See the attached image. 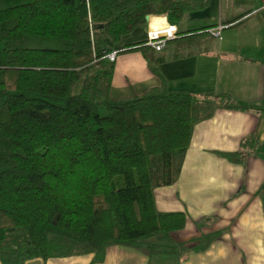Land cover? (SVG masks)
I'll use <instances>...</instances> for the list:
<instances>
[{"label": "trees", "instance_id": "obj_1", "mask_svg": "<svg viewBox=\"0 0 264 264\" xmlns=\"http://www.w3.org/2000/svg\"><path fill=\"white\" fill-rule=\"evenodd\" d=\"M207 4L0 0V264L85 254L100 263L113 245L168 253L149 241L180 231L185 217L157 212L153 190L177 180L196 124L220 109L262 111L264 98L170 92L144 40L121 51L139 52L159 85L113 99L114 62L104 56L146 17L176 27L175 60L190 56L212 41L215 26L188 17ZM240 154L220 157L237 163Z\"/></svg>", "mask_w": 264, "mask_h": 264}, {"label": "crops", "instance_id": "obj_2", "mask_svg": "<svg viewBox=\"0 0 264 264\" xmlns=\"http://www.w3.org/2000/svg\"><path fill=\"white\" fill-rule=\"evenodd\" d=\"M259 1L207 0L204 9L189 14L190 20L229 26L220 41L210 36L212 41L202 40L185 58L175 60L173 44H166L157 53L162 59L157 73L166 89L194 96L225 94L237 103L259 104L264 98V13L249 15ZM166 24L164 17H149L144 29L124 36L115 45L120 48L112 51L144 41L148 28ZM119 58L114 61L111 98L140 96L159 85L139 52H123ZM249 137L252 142L242 149ZM263 145L264 110L220 109L196 124L177 180L153 190L157 212L185 217L180 231L149 241L169 252L147 256L136 247L113 245L96 264H264ZM236 152L241 153L237 163L220 157ZM46 262L92 264V257Z\"/></svg>", "mask_w": 264, "mask_h": 264}, {"label": "built area", "instance_id": "obj_3", "mask_svg": "<svg viewBox=\"0 0 264 264\" xmlns=\"http://www.w3.org/2000/svg\"><path fill=\"white\" fill-rule=\"evenodd\" d=\"M264 13V0L259 1L254 9L249 13V15ZM229 25H217L213 27L209 34L210 36L217 40H221V32ZM176 27L171 24H166L162 27L148 28L145 31V46L152 49L155 53H160L165 45L175 39ZM116 58V53L114 51L106 54L104 59L108 62H114Z\"/></svg>", "mask_w": 264, "mask_h": 264}, {"label": "rangeland", "instance_id": "obj_4", "mask_svg": "<svg viewBox=\"0 0 264 264\" xmlns=\"http://www.w3.org/2000/svg\"><path fill=\"white\" fill-rule=\"evenodd\" d=\"M139 29V28H138ZM215 44V43H214ZM115 45H117V44H115ZM115 45H113V46H111L112 48H114V49H119L120 48V46H115ZM115 53H117V61L119 60H121V58H119L120 57V55H121V53H123L122 51H115ZM120 63V62H119ZM160 238H162V236H157V239H160ZM126 247V246H125ZM136 248H138L142 253H145L147 256H149V254H148V251L146 250V249H144V248H142V247H136ZM106 250V249H105ZM179 250L181 251V249L179 248ZM163 251L164 252H169V249H163ZM166 254V253H165ZM86 255H91V257H92V264H96L95 262H93V258H94V255L93 254H85V255H80V256H69V257H64V258H52L53 260L54 259H67V258H71V259H74V258H76V257H81V256H86ZM31 260H33V259H31ZM31 260H28V261H26L24 264H26V263H28V262H31ZM39 260V264H45V263H47L46 261H48V260H44V261H42L41 259H38ZM66 264H68V263H66Z\"/></svg>", "mask_w": 264, "mask_h": 264}, {"label": "water", "instance_id": "obj_5", "mask_svg": "<svg viewBox=\"0 0 264 264\" xmlns=\"http://www.w3.org/2000/svg\"><path fill=\"white\" fill-rule=\"evenodd\" d=\"M145 21H146V22L148 21V17L145 18Z\"/></svg>", "mask_w": 264, "mask_h": 264}]
</instances>
